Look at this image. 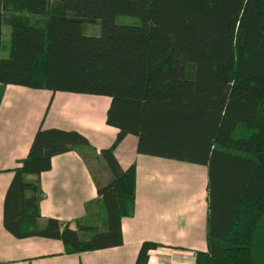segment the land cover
Masks as SVG:
<instances>
[{
	"label": "trees",
	"instance_id": "16d2710c",
	"mask_svg": "<svg viewBox=\"0 0 264 264\" xmlns=\"http://www.w3.org/2000/svg\"><path fill=\"white\" fill-rule=\"evenodd\" d=\"M87 23L99 34L86 35ZM7 84L107 96L105 122L117 129L97 151L98 171L88 166L98 228L42 221L25 177L48 171L55 155L96 149L75 130L38 128L5 195L3 225L15 237L58 239L66 253L122 245L136 167L123 169L114 150L133 135L138 154L207 168L206 250L194 264H264V0H0V101ZM159 246L143 241L135 264Z\"/></svg>",
	"mask_w": 264,
	"mask_h": 264
},
{
	"label": "crops",
	"instance_id": "0c3cea01",
	"mask_svg": "<svg viewBox=\"0 0 264 264\" xmlns=\"http://www.w3.org/2000/svg\"><path fill=\"white\" fill-rule=\"evenodd\" d=\"M109 104L107 96L53 93L12 84L2 88L0 264H135L140 245L146 240L161 245L149 251V264H167L165 260L173 254L193 261L196 251L206 250V166L138 154L137 138L133 135L125 136L114 150L123 169L132 163L136 167L134 211L121 219L122 245L66 253L58 239L17 238L4 227V200L14 177L13 169L27 155L38 128L42 125L75 130L97 152L109 147L116 137L117 129L105 122ZM88 166L85 150H72L53 156L48 171L25 177L37 187L42 221L54 217L69 221L74 227L72 221L81 219L98 226L96 220L100 216L102 222V207L97 202L96 185ZM31 193L26 192L28 196ZM153 254L157 262L151 263Z\"/></svg>",
	"mask_w": 264,
	"mask_h": 264
},
{
	"label": "rangeland",
	"instance_id": "374dc122",
	"mask_svg": "<svg viewBox=\"0 0 264 264\" xmlns=\"http://www.w3.org/2000/svg\"><path fill=\"white\" fill-rule=\"evenodd\" d=\"M29 15V19L30 21L33 22H37L40 24L44 23V17L43 16H36V15ZM139 20L137 18L134 17H130V16H118L117 18V22L118 23H137ZM1 31H2V44L4 47H6L5 50H3L1 52V55L3 57H6L8 55V51H7V47L9 45V33H10V28L9 26L6 25H2L1 26ZM100 31V26L97 23H87L84 25V33L86 35H98ZM85 150V159L86 161L89 163L91 169H94V172L98 171V161L96 160L97 158V152L92 151V150H88V149H84ZM102 222L100 220V216L99 218L96 220V225L101 226ZM153 254V259L150 260L151 263L157 262L156 259L154 258ZM174 255V254H173ZM169 256L167 260H165L167 262V264L170 262H172V264H193V261H190V258H186V257H178V256ZM192 260H194V258H192ZM164 262V261H161ZM165 264V263H162Z\"/></svg>",
	"mask_w": 264,
	"mask_h": 264
},
{
	"label": "built area",
	"instance_id": "2783aa9c",
	"mask_svg": "<svg viewBox=\"0 0 264 264\" xmlns=\"http://www.w3.org/2000/svg\"><path fill=\"white\" fill-rule=\"evenodd\" d=\"M193 263H194V260H193Z\"/></svg>",
	"mask_w": 264,
	"mask_h": 264
}]
</instances>
